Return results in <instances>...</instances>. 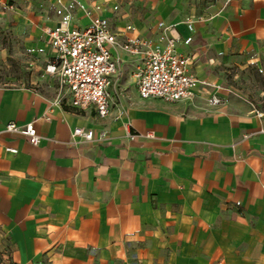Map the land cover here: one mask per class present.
Instances as JSON below:
<instances>
[{"label": "crops", "instance_id": "obj_1", "mask_svg": "<svg viewBox=\"0 0 264 264\" xmlns=\"http://www.w3.org/2000/svg\"><path fill=\"white\" fill-rule=\"evenodd\" d=\"M73 1L67 18L14 15L39 48L49 47L48 28H83L93 17L119 41L155 42L161 31L127 12L114 18L107 0ZM164 25L192 56L200 83L190 99L139 97L140 58L119 48L105 117L72 107L46 70L44 85H0V141L18 149L0 148V264H264V108L226 76L264 56V0H217L204 17L191 10ZM32 120L38 145L1 131ZM75 127L106 136L73 142Z\"/></svg>", "mask_w": 264, "mask_h": 264}, {"label": "built area", "instance_id": "obj_2", "mask_svg": "<svg viewBox=\"0 0 264 264\" xmlns=\"http://www.w3.org/2000/svg\"><path fill=\"white\" fill-rule=\"evenodd\" d=\"M188 26L191 28V23ZM159 27L161 31L155 42L145 37L119 41L110 29L108 20L102 17H93L89 25L83 28L67 27L61 23L48 28L47 43L55 53L56 60L46 70L56 77L58 95L67 91L72 107L84 109L92 105L100 117L108 115L111 98L109 85L119 70L112 49L119 48L140 58L134 73L139 97H154L168 102L192 98L200 83L189 68L192 56L176 50L178 34L173 33V27L163 23H159ZM209 102L215 104L218 99L210 98ZM255 112L261 115L259 111ZM43 118L49 120L48 115ZM1 131L10 136H21L32 145H38L41 140L35 120L23 124L8 121ZM70 135L73 142L77 138L99 141L105 138L106 133L75 127ZM129 136L134 138L137 135L130 133ZM146 136L150 137L151 134ZM0 148L10 153L18 152L16 147L2 141Z\"/></svg>", "mask_w": 264, "mask_h": 264}, {"label": "rangeland", "instance_id": "obj_3", "mask_svg": "<svg viewBox=\"0 0 264 264\" xmlns=\"http://www.w3.org/2000/svg\"><path fill=\"white\" fill-rule=\"evenodd\" d=\"M70 1L64 4L60 0L0 1V85H30L34 82L45 84L46 63L50 60L51 51L48 46L39 48L33 44L29 38L31 28L20 27V21L22 17H26L23 12L27 11L43 13L44 18L57 17L64 12L67 18L66 16L76 11L74 1ZM216 1L107 0L104 7L112 10L114 18L118 12H127L130 19L137 15L146 22L164 24L166 21L179 19L186 22L191 10L194 11L195 19L204 17L209 14ZM19 11H22V15L19 14L21 18L14 15ZM228 70L227 80L235 92L264 108V56L255 62L242 63Z\"/></svg>", "mask_w": 264, "mask_h": 264}]
</instances>
